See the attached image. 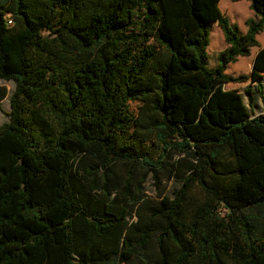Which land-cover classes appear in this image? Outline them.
<instances>
[{
    "label": "trees",
    "instance_id": "trees-1",
    "mask_svg": "<svg viewBox=\"0 0 264 264\" xmlns=\"http://www.w3.org/2000/svg\"><path fill=\"white\" fill-rule=\"evenodd\" d=\"M219 1L0 0V264H264V111L225 88L264 0L245 33Z\"/></svg>",
    "mask_w": 264,
    "mask_h": 264
},
{
    "label": "rangeland",
    "instance_id": "rangeland-1",
    "mask_svg": "<svg viewBox=\"0 0 264 264\" xmlns=\"http://www.w3.org/2000/svg\"><path fill=\"white\" fill-rule=\"evenodd\" d=\"M246 0H240V1H232V0H227V8L228 11L226 13V16L230 23L236 24L239 28L240 33H242V30H245L246 25L244 23L243 18L247 17L249 14V11L252 13V11L245 6ZM223 5V4H222ZM221 5V6H222ZM249 10V11H248ZM253 14V13H252ZM215 23H211L208 25V51H207V56H208V66L209 67H214L217 65V56L220 54L222 51H224L227 47V44L223 38L222 30L217 26ZM218 31H217V29ZM264 32V31H263ZM261 32L260 34H263ZM220 34V41L218 39V35ZM245 33V32H244ZM255 48V46L253 47ZM251 48V50H254ZM252 52V51H251ZM251 53L249 51V54L247 55H242L237 58V60L234 63H229L228 67L226 69V73L231 75V76H238V75H244L247 76L250 74L251 71ZM264 76V75H263ZM260 78L257 82L251 81L250 79H245L240 82H233L229 84H225V88L229 87H234L238 89V91L242 94L243 100L245 103H247L246 96L244 95V90L246 88H250L254 94V102L251 107H248L249 113L251 115H256L262 111H264V103L263 99L261 98L260 94L258 93L257 90V83L261 85L263 89V94H264V77ZM0 84L4 85L7 89V96L0 102V125L6 121H8V116L7 112L9 111V97L10 94L13 91V83L11 81H3L0 80ZM130 107L132 110L136 111L137 110V103H131ZM161 176V186L166 190V192H170L172 188L174 187L172 182L168 179L166 176V171H162L160 173ZM146 191L149 195H154V186H153V179L148 176L147 181L145 183ZM254 212L259 213L263 215L262 217L264 218V209L260 208H253ZM124 264V263H122Z\"/></svg>",
    "mask_w": 264,
    "mask_h": 264
},
{
    "label": "crops",
    "instance_id": "crops-1",
    "mask_svg": "<svg viewBox=\"0 0 264 264\" xmlns=\"http://www.w3.org/2000/svg\"><path fill=\"white\" fill-rule=\"evenodd\" d=\"M240 1V0H239ZM247 2H245L246 4H245V6L248 8L249 7V9H250V2L248 1V0H246ZM223 4V5H222ZM222 5V6H221ZM218 6H219V9H220V11L226 16V13H227V11H228V8H227V0H220L219 2H218ZM251 10V9H250ZM249 11V10H248ZM252 11V10H251ZM253 13V14H252ZM252 13L249 11V14L247 15V17H245V19L243 18V20H244V22H245V20L246 19H248V18H253V19H255V20H257L258 19V16H256L255 14H254V12L252 11ZM216 24V23H215ZM217 25V24H216ZM218 26V25H217ZM216 26V27H217ZM220 28V27H219ZM246 31V28H245V30H242V33H244ZM264 31V29L261 31V32H263ZM260 32V33H261ZM260 33H258L257 35H256V39H257V41H258V44H259V46H255V48H253L254 46H251L250 48H249V51H250V53H251V55H252V57H251V63H252V60H253V58H254V56H255V54H256V52L258 51V49L259 48H261V47H264V32H263V34H260ZM251 48H253L254 50H251ZM252 51V52H251ZM262 75H264V72L262 73ZM264 77V76H263ZM227 84H229V83H227ZM226 89H236V88H234V87H229V88H226Z\"/></svg>",
    "mask_w": 264,
    "mask_h": 264
},
{
    "label": "built area",
    "instance_id": "built-area-1",
    "mask_svg": "<svg viewBox=\"0 0 264 264\" xmlns=\"http://www.w3.org/2000/svg\"><path fill=\"white\" fill-rule=\"evenodd\" d=\"M7 21L9 24L12 22L10 15H7Z\"/></svg>",
    "mask_w": 264,
    "mask_h": 264
}]
</instances>
